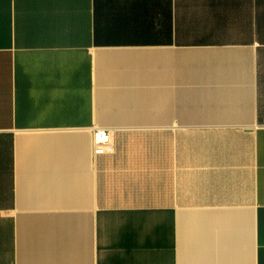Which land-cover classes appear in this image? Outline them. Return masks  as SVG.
<instances>
[{
	"label": "crops",
	"instance_id": "crops-1",
	"mask_svg": "<svg viewBox=\"0 0 264 264\" xmlns=\"http://www.w3.org/2000/svg\"><path fill=\"white\" fill-rule=\"evenodd\" d=\"M0 264H264V0H0Z\"/></svg>",
	"mask_w": 264,
	"mask_h": 264
},
{
	"label": "built area",
	"instance_id": "built-area-1",
	"mask_svg": "<svg viewBox=\"0 0 264 264\" xmlns=\"http://www.w3.org/2000/svg\"><path fill=\"white\" fill-rule=\"evenodd\" d=\"M94 154H103L108 150L111 143L110 132L105 128H96L92 133Z\"/></svg>",
	"mask_w": 264,
	"mask_h": 264
}]
</instances>
